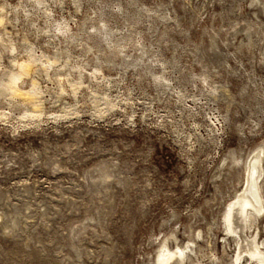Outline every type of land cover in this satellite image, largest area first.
<instances>
[{
  "label": "rangeland",
  "instance_id": "374dc122",
  "mask_svg": "<svg viewBox=\"0 0 264 264\" xmlns=\"http://www.w3.org/2000/svg\"><path fill=\"white\" fill-rule=\"evenodd\" d=\"M2 5L0 82L32 55L16 85L38 93L0 83V264L181 246L184 264H235L226 212L258 151L264 197V0Z\"/></svg>",
  "mask_w": 264,
  "mask_h": 264
},
{
  "label": "bare ground",
  "instance_id": "6f19581e",
  "mask_svg": "<svg viewBox=\"0 0 264 264\" xmlns=\"http://www.w3.org/2000/svg\"><path fill=\"white\" fill-rule=\"evenodd\" d=\"M4 8V5L0 6V23L5 20ZM17 63L20 65L21 71L12 72L9 82L1 81L0 83L12 93L37 94L38 90L35 82H33L29 91H23L16 85V80L21 79L24 74H29V66L37 63V60L31 55L28 60ZM261 154L262 151H258L253 155L249 163L246 184L226 212L227 234H232V237L235 236L236 245L238 246L235 264H264V239L259 237V230L252 223L253 219L264 215V197L258 184L263 174ZM252 228L255 229L251 230ZM247 230H251L250 234L246 233L244 237L242 233ZM182 247H178L177 250L170 248L168 251L160 253L157 257V264H184L188 249L191 252L193 249L189 246ZM245 256H247L246 259Z\"/></svg>",
  "mask_w": 264,
  "mask_h": 264
}]
</instances>
